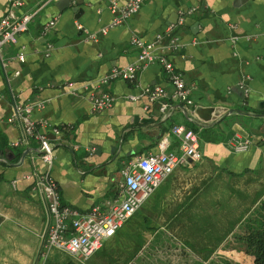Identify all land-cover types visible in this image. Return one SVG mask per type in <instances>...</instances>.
Here are the masks:
<instances>
[{"label":"crops","instance_id":"0c3cea01","mask_svg":"<svg viewBox=\"0 0 264 264\" xmlns=\"http://www.w3.org/2000/svg\"><path fill=\"white\" fill-rule=\"evenodd\" d=\"M6 2L0 0V16ZM64 2L27 0L21 9L35 11L27 29L0 50V264L241 260L245 252L234 234L256 216L264 198V0H143L117 24L108 0ZM51 18L53 26L42 34ZM132 35L153 41L155 52L168 55L190 88L192 105L171 99L164 113L158 100L126 97L138 91L137 82L171 92L158 61L139 68L137 81H99L113 66L137 60ZM174 37L179 47L170 49ZM85 83L116 99L94 110ZM14 102L34 104L31 117L54 141L50 171L61 200L81 211L116 195L121 166L158 150L160 138L167 139V150L178 152L173 123L197 131L202 156L176 166L81 260L43 246L47 211L32 174L46 165L37 139L25 140L21 125L8 120ZM52 126L60 132H51ZM235 133L250 138L246 150L230 147Z\"/></svg>","mask_w":264,"mask_h":264},{"label":"built area","instance_id":"2783aa9c","mask_svg":"<svg viewBox=\"0 0 264 264\" xmlns=\"http://www.w3.org/2000/svg\"><path fill=\"white\" fill-rule=\"evenodd\" d=\"M143 0H108L109 8L114 12L112 24L122 22L134 14ZM27 0H7L4 13L0 16V50L3 44L15 42L20 32L28 27V23L35 11H24L21 8ZM190 9H194L191 7ZM54 18L49 19L41 26V33H46L54 24ZM178 22H182V18ZM105 31V29H102ZM131 44L138 48L137 60L124 66H113L110 71L100 78V82H110L115 78L137 81V70L145 63L158 61L169 75L172 90L168 92L164 86L136 83L139 87L136 93H128L126 97L137 99L146 97L149 101H159L160 109L166 113L169 109V100H178L188 105L193 104L190 88L185 83L180 71L174 68L173 62L166 53L154 51V42L147 41L138 35H132ZM179 47L174 37L170 49ZM23 59V55H18ZM72 86L73 81H68ZM91 100L94 110L103 109L112 105L116 96L108 91H98L83 85ZM73 92H75L73 90ZM39 105V104H38ZM34 104L30 102L13 103V112L8 120L17 121L23 130L24 139L34 137L38 141L41 159L46 167L32 174L35 186L43 195L47 221L43 246L57 248L70 255L87 258L102 246L104 240L114 234L123 221L135 212L143 200L171 171L179 165H186L192 160H199L202 156L200 138L196 130L182 123H173L171 133L178 138L179 151L167 150L168 141L162 137L158 141V150H152L126 161L120 168L119 190L116 195L107 198L103 206L93 205L89 210L81 211L61 200L56 179L51 173L53 163L54 141L36 126L30 113ZM51 132H60L58 126H52ZM234 151H244L249 147L250 138L235 133L229 140Z\"/></svg>","mask_w":264,"mask_h":264},{"label":"trees","instance_id":"16d2710c","mask_svg":"<svg viewBox=\"0 0 264 264\" xmlns=\"http://www.w3.org/2000/svg\"><path fill=\"white\" fill-rule=\"evenodd\" d=\"M234 236L245 255L239 261L221 258L222 264H264V198Z\"/></svg>","mask_w":264,"mask_h":264},{"label":"rangeland","instance_id":"374dc122","mask_svg":"<svg viewBox=\"0 0 264 264\" xmlns=\"http://www.w3.org/2000/svg\"><path fill=\"white\" fill-rule=\"evenodd\" d=\"M117 177V180H119L120 179V175H117L116 176ZM194 241V240H193ZM205 242L206 240H202V242ZM207 241H212V240H207ZM199 246V244L197 245V247ZM81 260H84V258H80ZM63 263H65V264H70V261H63ZM62 263V264H63ZM41 264H53L52 262H50L49 260H44V261H42V263ZM57 264H60V263H57Z\"/></svg>","mask_w":264,"mask_h":264},{"label":"water","instance_id":"95a60500","mask_svg":"<svg viewBox=\"0 0 264 264\" xmlns=\"http://www.w3.org/2000/svg\"><path fill=\"white\" fill-rule=\"evenodd\" d=\"M71 2H72V0H65V2H64L65 4L64 5H69ZM72 9L78 11L79 7L78 6H73ZM44 234H45V230H44L43 235H42V243H43V239H44Z\"/></svg>","mask_w":264,"mask_h":264}]
</instances>
